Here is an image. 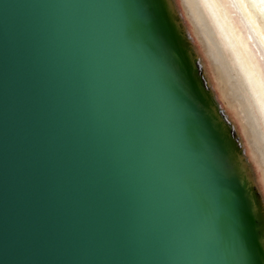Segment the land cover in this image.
<instances>
[{
  "label": "water",
  "instance_id": "obj_1",
  "mask_svg": "<svg viewBox=\"0 0 264 264\" xmlns=\"http://www.w3.org/2000/svg\"><path fill=\"white\" fill-rule=\"evenodd\" d=\"M144 0H0V264H248Z\"/></svg>",
  "mask_w": 264,
  "mask_h": 264
},
{
  "label": "bare ground",
  "instance_id": "obj_2",
  "mask_svg": "<svg viewBox=\"0 0 264 264\" xmlns=\"http://www.w3.org/2000/svg\"><path fill=\"white\" fill-rule=\"evenodd\" d=\"M144 1L224 176L236 182L247 262L264 264V175L253 171L264 158V0Z\"/></svg>",
  "mask_w": 264,
  "mask_h": 264
},
{
  "label": "clouds",
  "instance_id": "obj_3",
  "mask_svg": "<svg viewBox=\"0 0 264 264\" xmlns=\"http://www.w3.org/2000/svg\"><path fill=\"white\" fill-rule=\"evenodd\" d=\"M261 23H264V21H262ZM198 31H199V29H198ZM251 107H252V110L254 111V105H252ZM244 110H245V112H248L247 106L245 107ZM257 165H258V171H257V168H256ZM253 171H254V174L264 175V158H262L260 156L257 157V161L253 165Z\"/></svg>",
  "mask_w": 264,
  "mask_h": 264
}]
</instances>
